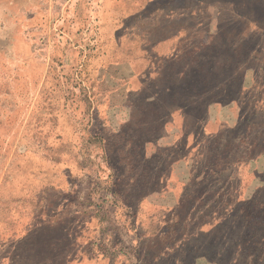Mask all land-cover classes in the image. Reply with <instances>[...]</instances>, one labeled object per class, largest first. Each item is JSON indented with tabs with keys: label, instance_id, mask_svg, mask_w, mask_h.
<instances>
[{
	"label": "rangeland",
	"instance_id": "rangeland-1",
	"mask_svg": "<svg viewBox=\"0 0 264 264\" xmlns=\"http://www.w3.org/2000/svg\"><path fill=\"white\" fill-rule=\"evenodd\" d=\"M0 264H264V0H0Z\"/></svg>",
	"mask_w": 264,
	"mask_h": 264
}]
</instances>
